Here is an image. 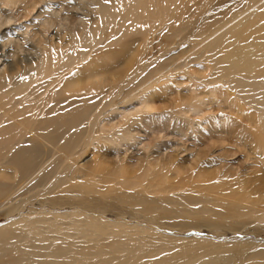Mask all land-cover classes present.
<instances>
[{"label": "bare ground", "instance_id": "1", "mask_svg": "<svg viewBox=\"0 0 264 264\" xmlns=\"http://www.w3.org/2000/svg\"><path fill=\"white\" fill-rule=\"evenodd\" d=\"M13 2L19 11H8L10 2L0 0V57H5L0 59V207L15 211L41 194L51 210L27 208L0 223V264H264V242L172 235L93 215L116 210L162 228L207 224L219 234L260 231L264 210L244 206L252 203V194L224 183L235 201L222 200L223 193L176 189L158 196L146 187L130 189L134 179L122 168L115 180L122 188L103 190L97 183L107 177L88 170L92 179L82 180L86 170L76 158L97 140L128 146L135 138L124 129L125 122L135 121V111L121 109L114 94L130 95L124 104L137 101L139 112L150 111L148 99L159 81L178 72L188 73L194 85L188 88L192 95L175 107L179 116L204 113L218 89L227 91L226 103L254 110L240 138L254 136L253 147L263 154L264 0H94L86 3L90 15L73 12L72 24L69 10L63 13L43 0L41 11H29L37 4L32 0ZM182 34L197 35V41L183 46ZM161 38L183 49L168 56L159 48L150 64L142 53ZM200 61L208 63L213 77H198L187 68ZM200 88L209 95H200Z\"/></svg>", "mask_w": 264, "mask_h": 264}, {"label": "rangeland", "instance_id": "2", "mask_svg": "<svg viewBox=\"0 0 264 264\" xmlns=\"http://www.w3.org/2000/svg\"><path fill=\"white\" fill-rule=\"evenodd\" d=\"M8 1L10 4L8 7H5L8 11H19L18 4L16 5L13 0ZM32 1L37 4H32L34 6H32V9L28 7L29 11H41L42 8L40 7H43V3H40V1L42 0ZM43 1L44 3L54 5L56 10L64 11L63 13L69 10L70 12L66 14L69 17L68 22L70 24H72L70 21H73L76 15L73 12L80 10V13L90 15L87 12L90 9L88 5L94 3V0H91L92 2L90 0ZM82 3L85 6H82L84 5ZM70 4L74 6L71 10L68 8ZM205 12L208 13L211 11ZM199 30L200 27L197 28V32ZM196 39L182 34L179 36L178 42L183 46H188ZM151 43V48H148L146 52L142 53L144 59L150 58V64L156 62L155 56H158L159 48H161L163 55L166 54L168 56L176 52L178 53L183 49L180 46L178 49L176 48L177 42L175 44H167L166 39L163 38L161 40L154 39ZM144 44L145 42H141L138 48H142ZM1 53L2 50L0 49V55ZM151 55L154 56L150 57ZM182 56L184 57V55ZM0 59H5V57L1 56ZM204 62L189 63L187 64V68L191 71L193 70L198 77H213L214 71L208 66L207 62ZM151 67L149 65V69ZM179 73L177 75L174 74L167 82H164L162 80L163 78L159 81L162 83H158L161 86L158 85L155 87L156 90L159 89L158 92L155 91L153 98L148 99L149 103L152 102L150 111L139 112L138 108L140 106H136L137 101L124 104L123 102H126L130 95L122 98L121 95L114 94L119 106L123 107L121 109L127 108V110L129 109L128 111H135L132 112L135 121L132 123L129 120L124 123V129H127L135 138H131L132 141L130 140L127 143L129 144L128 146L126 144L118 146L111 144V146L103 140H97L93 144H90L84 150V154L82 152V155L80 154L79 157H76L81 167L84 168V171L86 170V175H84L85 177L82 180L91 178V176L101 175L107 178L99 181L97 183L98 187H101L103 190L121 189L122 186L115 183V180L117 178L116 175L122 168L132 180L134 179L132 182L134 185L131 183L128 185L132 190L137 189V186H139V189L140 187L141 189L146 187V192H153V194L158 196L174 194L175 189L177 190L176 193L182 191L189 195L223 193V197L220 195L222 197L221 199L224 200L227 198L225 199L227 201L234 200V198L227 197L230 191L227 190V186H224V183H229L231 186L233 185V188L239 187L240 192H247L245 194L253 195L252 203L250 202L251 204L244 206H253V208L260 211L264 210V203L263 201L260 202V198L262 196L264 197V153L262 154V152L254 148L255 146L257 147V140L255 138L256 141L252 139L254 136L249 137V139L247 138V140L245 138L244 141L240 138L241 126L248 122L247 117H250L254 113V110L239 103V106H241L239 113L236 109L239 107L236 102H225L227 91L218 89L217 98L215 97L217 101L215 102L213 98L208 106L204 108L203 114H190L188 116L189 118H183L175 110L182 98L187 99L188 96L190 97L192 95L188 88L189 86L192 88L194 85L188 73ZM165 86L167 89H165ZM200 89L198 90L200 95H209V90H205L207 88ZM115 122L122 123L123 120L120 118ZM107 126L110 125L108 124ZM251 141H253V144ZM255 150L262 155H257L258 153ZM88 170H90L91 176ZM260 180L263 182L261 183ZM211 183H221L224 188L216 190L215 187L210 186ZM173 185L177 186L173 187ZM147 188L149 189L147 190ZM239 196L241 197L242 195L239 194ZM33 198L30 199L32 201H27L24 207L18 208L15 211L10 210L6 206H1L0 223H4L11 218L26 213L27 208L36 209L37 211L51 210L49 204L43 203V195L40 194ZM239 198L237 197V201ZM218 199H220L219 196ZM93 215L109 220H124L128 223H138L142 226L172 235H197L215 240L239 238L264 242V228L256 231L253 227H249L247 232H233L228 230L226 234H219L215 233L214 228L209 227L207 224H201V228H189L187 230L170 229L168 227L162 228L145 217L136 219L130 215H119L116 210H110L105 213L95 212ZM199 218L201 217H195L193 221L200 222L203 220Z\"/></svg>", "mask_w": 264, "mask_h": 264}]
</instances>
